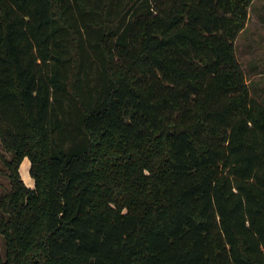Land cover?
Wrapping results in <instances>:
<instances>
[{
    "label": "trees",
    "instance_id": "1",
    "mask_svg": "<svg viewBox=\"0 0 264 264\" xmlns=\"http://www.w3.org/2000/svg\"><path fill=\"white\" fill-rule=\"evenodd\" d=\"M254 1L0 0V264H264Z\"/></svg>",
    "mask_w": 264,
    "mask_h": 264
},
{
    "label": "rangeland",
    "instance_id": "2",
    "mask_svg": "<svg viewBox=\"0 0 264 264\" xmlns=\"http://www.w3.org/2000/svg\"><path fill=\"white\" fill-rule=\"evenodd\" d=\"M236 53L250 83L252 94L264 103V0L254 1L246 28L236 41ZM0 156L10 157L1 143ZM3 157H0V196L10 188ZM20 173L27 186L33 188L35 182L30 173L29 159L23 161ZM0 252L5 255V240L1 235Z\"/></svg>",
    "mask_w": 264,
    "mask_h": 264
},
{
    "label": "crops",
    "instance_id": "3",
    "mask_svg": "<svg viewBox=\"0 0 264 264\" xmlns=\"http://www.w3.org/2000/svg\"><path fill=\"white\" fill-rule=\"evenodd\" d=\"M253 4H254V3H253ZM253 4H252V5H253ZM251 8H252V6L250 7V10H249V16H250V11H251ZM248 21H249V18H248Z\"/></svg>",
    "mask_w": 264,
    "mask_h": 264
}]
</instances>
